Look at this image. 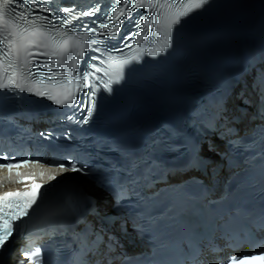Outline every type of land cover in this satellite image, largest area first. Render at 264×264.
I'll list each match as a JSON object with an SVG mask.
<instances>
[{
	"label": "snow or ice",
	"instance_id": "1",
	"mask_svg": "<svg viewBox=\"0 0 264 264\" xmlns=\"http://www.w3.org/2000/svg\"><path fill=\"white\" fill-rule=\"evenodd\" d=\"M208 3L209 0H111L108 10H102L99 4H90L87 8H80L79 5L57 6L54 13L53 8L48 6V0H0V90L28 92L46 98L61 108L67 105L72 111L60 113L61 118L76 119L75 112L80 111L84 113L80 122L86 124L96 109V95L101 87L111 93L112 84L119 83L123 78L124 65L131 60L139 61L142 53L151 57L164 53L172 46L174 29ZM138 9H144L145 12L137 13ZM59 11L65 15L60 16ZM85 17L97 19H93V26H90L84 22ZM77 21L80 23L74 24ZM125 22L134 23L138 32L124 35L122 26ZM96 37L133 40L137 49L132 50L131 44H125L133 51L132 55L120 49V57L109 54L108 59L112 64L108 68L86 63L78 71L86 50L92 49L94 45L108 43ZM144 37H151L149 46L140 47ZM89 59H99L101 65L105 64L100 57L92 56ZM65 63L68 64L67 70L63 67ZM98 73L108 79L102 80L96 75ZM255 91L258 99L264 97V77L256 84ZM80 93L87 98V103L82 102ZM257 115L264 121V102ZM29 163L28 159L21 158L20 162L11 159L0 164V168H6L11 175L13 169L27 167ZM56 163L59 164L60 173L91 175L88 166L72 156H68L66 162L60 160ZM16 175L19 176L18 171ZM49 179L54 180L56 177L50 176ZM17 183L25 181L19 180ZM42 187L33 181L25 191L5 192L0 196V250L4 249L14 232L19 234L20 226H14V222L29 216L30 210L41 199ZM133 227L142 230L141 224L134 222ZM97 239L98 251L103 237L98 236ZM114 251L115 246L110 240L104 253L107 264H113L111 253ZM259 251L264 253V241L260 242ZM22 256L24 259L21 264H45L39 245L26 247L22 250ZM256 262L264 264V254L247 251L225 259L222 264ZM72 264L87 262L75 255ZM98 264H104V261Z\"/></svg>",
	"mask_w": 264,
	"mask_h": 264
},
{
	"label": "bare ground",
	"instance_id": "2",
	"mask_svg": "<svg viewBox=\"0 0 264 264\" xmlns=\"http://www.w3.org/2000/svg\"><path fill=\"white\" fill-rule=\"evenodd\" d=\"M195 175V174H194ZM190 175H186V176H184V177H182V179H184V178H187V177H189ZM99 198L98 199H104V197H100V196H98ZM108 207L109 206H107L106 205V208L108 209ZM7 264H14V261L12 260V259H9L8 261H7Z\"/></svg>",
	"mask_w": 264,
	"mask_h": 264
}]
</instances>
